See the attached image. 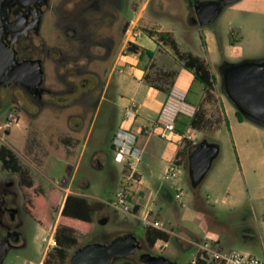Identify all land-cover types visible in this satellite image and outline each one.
<instances>
[{"label": "rangeland", "instance_id": "obj_1", "mask_svg": "<svg viewBox=\"0 0 264 264\" xmlns=\"http://www.w3.org/2000/svg\"><path fill=\"white\" fill-rule=\"evenodd\" d=\"M146 2L128 0L133 5V13L126 31L130 29L139 33L134 39L135 45L140 47L138 43L144 36L168 32L178 43L180 51L206 59L210 72L216 78L213 90L203 101L208 121L205 120L200 127H192L189 133L192 141L178 145L174 140L154 138L156 151L148 158L144 156L137 165V172L142 175L139 183L126 186L132 204L152 207V218L162 222L170 232L164 249L154 247L151 253L174 264H193L197 249L192 243L211 241L217 242L220 250H237L264 259V184L250 182L248 186L237 178L229 186L230 170L227 169L233 145L254 148L258 153L256 162L264 164V137L250 132V129H256L264 133V128L248 123L246 128H235L232 137L220 114L222 103L232 107L219 90L218 75V67L223 61L264 57V0H240L225 7L212 25L203 27L191 26L186 21L185 0H148V10H143ZM157 8L160 11L154 15ZM117 29L115 26L112 32L116 44L112 57L105 63L94 62L90 66L98 72L105 85L117 58L129 54L124 50L128 35ZM45 34L51 35L48 29H45ZM208 35L216 39L210 54L206 52L210 47H204L201 42ZM166 48L172 53L168 46ZM93 51L101 53L98 49ZM83 63L81 61L79 65ZM82 70L67 72L66 68L59 66L54 70L47 63L46 82L57 93L44 96L42 105L30 100L17 87L1 91V97L7 99L10 95L15 101L0 110V147L9 148L17 156L20 166L47 194L46 209L51 207L43 225L31 217L32 252L22 254L15 261L8 259L5 264H45L47 253L52 249L47 245L48 237L58 225L67 195H80L107 205L116 191L123 187L125 167L117 163L109 145L122 118V111L110 106L115 98L114 77L108 82L103 100L105 104L90 127L89 114L79 102L84 100L77 98L93 82L92 77L83 76ZM65 79L72 82L76 93H70V89L65 87ZM194 83V87L200 86L198 82ZM222 99L225 101H218ZM9 113L16 117L17 125L7 129L4 125ZM77 113H84L85 117L77 118ZM230 118L233 116H228L227 122ZM143 140V137L137 139L139 148ZM204 140L217 144L220 153L202 183L192 188L188 165L184 164L187 155L180 152ZM174 153L178 155L172 158ZM176 159L179 173L175 179H166L167 167ZM161 188L168 191L170 199L162 197ZM177 189L182 192L179 199H175ZM54 195L55 198L52 197ZM224 198L226 201L222 202ZM107 211L97 216V219L107 218V222L95 236L81 231L75 233L77 245L71 253L90 242L110 241L118 235L133 233L142 248L129 258L137 262L142 255L150 254L142 239L143 227L139 219L113 211L108 205ZM43 238H47L46 241H42Z\"/></svg>", "mask_w": 264, "mask_h": 264}, {"label": "flooded vegetation", "instance_id": "obj_2", "mask_svg": "<svg viewBox=\"0 0 264 264\" xmlns=\"http://www.w3.org/2000/svg\"><path fill=\"white\" fill-rule=\"evenodd\" d=\"M200 2L185 0L186 21L191 26H199L196 10ZM148 7L149 3L143 10H148ZM159 11L155 9L154 15ZM132 13L133 5L128 0H5L0 12L3 40L6 44L14 42L18 62L40 59L44 79L40 87L41 96L30 94L18 82L0 88V110L15 101L10 95H6L7 99L1 97L2 89L17 87L30 100L41 105L45 103L44 96L56 94L57 91L46 82L47 63L54 70L58 66L66 68L67 72L83 69V76L92 77L93 83L77 99L84 100L79 102L89 114L91 127L105 104L103 95L106 85L90 66L94 62L104 63L110 59L116 46L112 32L115 26L121 31ZM45 29L51 35L46 36ZM94 49L101 53H95ZM81 61L84 63L79 65ZM63 84L70 89V93H76L70 80L65 79ZM75 116L82 119L85 114L77 113ZM30 221L20 177L11 166L6 165L5 160L0 159V264H5L8 259L15 261L22 254L32 252Z\"/></svg>", "mask_w": 264, "mask_h": 264}, {"label": "water", "instance_id": "obj_3", "mask_svg": "<svg viewBox=\"0 0 264 264\" xmlns=\"http://www.w3.org/2000/svg\"><path fill=\"white\" fill-rule=\"evenodd\" d=\"M5 0H0V12ZM239 0L203 1L197 6L198 25H212L223 9ZM13 41L6 44L3 40V23L0 19V88L14 82L21 84L32 95H40L44 70L40 59L18 62ZM126 51L132 54L142 52L138 45L129 43ZM219 90L228 103L249 123L264 128V57L242 59L237 62L223 61L218 67ZM220 148L214 142L199 143L187 158L188 177L192 188L198 187L213 162L218 158ZM141 174L136 172L134 180L139 181ZM107 218L100 221L101 225ZM142 248L138 237L125 233L114 237L107 243L92 242L77 248L70 257L69 264H112L115 258L134 255ZM3 255L1 256V259ZM140 264H172L162 256L145 254Z\"/></svg>", "mask_w": 264, "mask_h": 264}, {"label": "crops", "instance_id": "obj_4", "mask_svg": "<svg viewBox=\"0 0 264 264\" xmlns=\"http://www.w3.org/2000/svg\"><path fill=\"white\" fill-rule=\"evenodd\" d=\"M147 3L148 0L146 4ZM201 42L203 43L204 47H210L206 51L207 54H210V52H212L214 49L212 48V44H216V39H214L213 36L208 35L205 36ZM138 44L142 50H147L154 54L152 60L149 62L147 60L140 61V53H129L122 57L119 56L109 75L104 94L106 92L108 82L113 76L115 92L114 105L116 110L120 109L122 111V118L116 130L121 126H128L122 122L124 119L125 110L130 105H134L136 107L137 116L130 125V128L132 132L137 134V139L140 137H143L144 139L140 145V148L143 151V161L145 158L144 156L148 158L156 151L154 138L158 137L155 132L150 135H146L144 134L143 130L145 127L150 129L155 123L160 109L169 97L170 92L168 93V90L170 88V91L176 90L180 93H183L184 101L190 107V109H193L195 113L200 114L201 112V114L205 116H199V118L196 119L195 117L193 118L181 114L178 115L175 122V129L177 133H190L192 127H194L192 126L193 120L197 122V127H200L204 125L205 120L208 121V116L203 110V101H205L204 98L206 94L202 85L194 87L195 83L192 74L180 66L174 55L166 48L167 46L164 45L162 47L161 43L157 44L154 38H150L148 36L140 38V43ZM201 59H203L208 66L206 59L202 57ZM144 66H146V69L143 68ZM152 85L157 86V88L153 87ZM218 101L225 100L222 99ZM220 114L222 116L221 118H224V120L226 118L228 119V116H233V119L230 118L232 120L229 119L228 121L227 129L228 132L232 133L233 138L235 128H246V124L249 123L246 121L238 122L235 116V109L233 107L229 108L225 103H222V111ZM250 132H255L258 135L264 137V133H260V131H256V129H250ZM188 151L189 149L186 151L183 149L180 153L183 154ZM257 154L258 153L254 148L233 145L227 164V169L230 170V180L228 182L229 186L234 184L237 178H241L245 185L248 186L250 185V182L262 183L261 186H263L264 164L256 162L257 160H255V157ZM176 155H178V153ZM176 155L174 153L172 158L176 157ZM163 190L164 189L161 188V191ZM215 201H217V199ZM225 201L226 199L224 198L222 202ZM145 206L148 205L139 206L138 210L143 209ZM161 242L162 241H157L154 247H156Z\"/></svg>", "mask_w": 264, "mask_h": 264}, {"label": "trees", "instance_id": "obj_5", "mask_svg": "<svg viewBox=\"0 0 264 264\" xmlns=\"http://www.w3.org/2000/svg\"><path fill=\"white\" fill-rule=\"evenodd\" d=\"M127 24L128 23H126L122 27V34L126 33ZM148 37L154 38L157 44L161 43L165 46H168L180 66L190 72L193 76V80L202 85L205 94L209 95L210 91L214 88L216 78L211 74L207 64L203 59L193 55L190 52L180 51L176 41L168 32L159 33L158 35L150 34ZM153 56L154 54L152 52L142 50V52L139 54V60H147L149 62L150 60H152ZM143 68L146 69V66H144ZM152 86L157 88V86L155 85ZM170 89L168 90V93L170 92ZM110 106L112 107V109L114 108V110H116L114 99L112 100ZM199 116L203 117V114H201V112L200 114L195 113L193 118L195 117L197 119L199 118ZM235 116L238 122L246 121L236 110ZM224 123L228 127V122L226 119L224 120ZM192 126L197 127V122L193 120ZM115 133L116 131L110 138L109 145L111 150H113L112 140L115 136ZM197 145L198 144L193 145L191 148H189V151L186 152L187 158L194 151ZM0 159L5 160L6 165L11 166L12 170H14L20 177L21 187L25 193V197L27 200L28 213L36 222L43 225L44 217L47 218L46 215H48V212L51 210V207H48L46 209L47 194L39 186V184L29 176V173L20 166L17 156L9 148L4 146L0 147ZM184 164L185 166H187V159ZM161 195L166 199H170V195L166 189L161 191ZM52 197L55 198V195ZM137 209L138 206L135 205L134 212H136ZM102 212H108L107 205L103 201H92L80 195H67L64 199L59 215L58 225L55 229V246L49 253H47L46 259L44 260L45 264H69L70 257L75 251L74 250L71 253V250L74 249L77 245L75 233L77 231H81L95 236L96 231L102 228V225L100 224V221L102 219H97V216ZM169 238L170 236L166 232L143 228L142 239L148 251L150 252V255H152L151 252L152 250H154V246L157 241L167 243ZM107 242L109 241H103L101 243ZM112 264H140V262L139 260L137 262H134L129 257H125L115 258L112 261ZM195 264L204 263L197 260Z\"/></svg>", "mask_w": 264, "mask_h": 264}, {"label": "built area", "instance_id": "obj_6", "mask_svg": "<svg viewBox=\"0 0 264 264\" xmlns=\"http://www.w3.org/2000/svg\"><path fill=\"white\" fill-rule=\"evenodd\" d=\"M132 24V22H131ZM128 37L124 42V50L129 43L135 44L134 39L139 36L138 32H132L130 29L126 31ZM186 115L193 117L195 111L190 109V107L184 101V94L176 90H172L169 93V97L160 109L155 123L150 129L144 128L143 132L146 135L156 133L157 136L163 140H174L178 145H182L183 142L192 141L191 134H180L176 132L175 122L178 115ZM137 110L134 105H130L124 113L123 123L128 126H121L115 133L112 140L113 151L115 153V159L117 163H122L125 167V175L123 178V187L116 191L113 199L107 203L111 210L120 212L123 214H129L133 217L139 219L141 226L143 228H149L154 230L163 231L170 233L165 229V225L157 219L152 218L153 209L152 207L145 206L143 209H137L134 212L135 205L132 204L130 198V191L126 189V186L133 185L135 182L134 174L137 172V165L142 162L143 151L137 146V134L131 131L130 125L136 119ZM17 125V119L12 114L9 113L4 128H12ZM178 160L170 163L167 167L165 178L175 179L179 173L176 164ZM181 190L177 189L175 194V199L181 197ZM55 229L52 231L51 235L48 237L47 245L50 247L55 246ZM47 238H43L42 241H46ZM156 247L163 250L165 243H160ZM197 249V255L193 261H200L204 264H264V259L245 255L237 250H220L217 246V242L203 241L192 243Z\"/></svg>", "mask_w": 264, "mask_h": 264}]
</instances>
